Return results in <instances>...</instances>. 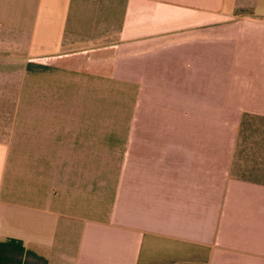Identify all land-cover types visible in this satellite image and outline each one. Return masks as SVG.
<instances>
[{
  "label": "crops",
  "instance_id": "0c3cea01",
  "mask_svg": "<svg viewBox=\"0 0 264 264\" xmlns=\"http://www.w3.org/2000/svg\"><path fill=\"white\" fill-rule=\"evenodd\" d=\"M0 264H264V0H0Z\"/></svg>",
  "mask_w": 264,
  "mask_h": 264
},
{
  "label": "rangeland",
  "instance_id": "374dc122",
  "mask_svg": "<svg viewBox=\"0 0 264 264\" xmlns=\"http://www.w3.org/2000/svg\"><path fill=\"white\" fill-rule=\"evenodd\" d=\"M98 93V91H96ZM134 91L125 89H111L109 91H100V95L96 94V97L104 98L105 101H109L108 105H96L94 106L95 113H105L111 118V129H119L124 123V119H130L133 114L134 107L132 104L134 100ZM145 125V121H143Z\"/></svg>",
  "mask_w": 264,
  "mask_h": 264
}]
</instances>
